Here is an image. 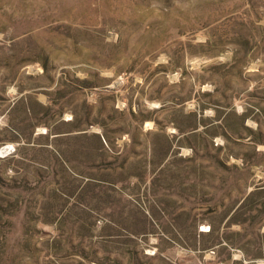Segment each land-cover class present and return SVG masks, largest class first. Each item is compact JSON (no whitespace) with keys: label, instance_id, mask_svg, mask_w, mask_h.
I'll list each match as a JSON object with an SVG mask.
<instances>
[{"label":"rangeland","instance_id":"rangeland-1","mask_svg":"<svg viewBox=\"0 0 264 264\" xmlns=\"http://www.w3.org/2000/svg\"><path fill=\"white\" fill-rule=\"evenodd\" d=\"M0 264H264V0H0Z\"/></svg>","mask_w":264,"mask_h":264}]
</instances>
